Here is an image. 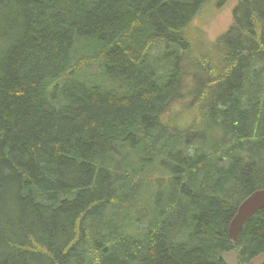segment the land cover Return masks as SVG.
<instances>
[{
	"label": "trees",
	"instance_id": "obj_1",
	"mask_svg": "<svg viewBox=\"0 0 264 264\" xmlns=\"http://www.w3.org/2000/svg\"><path fill=\"white\" fill-rule=\"evenodd\" d=\"M213 1L0 0V264L264 252V207L229 236L264 187V0L202 53Z\"/></svg>",
	"mask_w": 264,
	"mask_h": 264
},
{
	"label": "rangeland",
	"instance_id": "obj_2",
	"mask_svg": "<svg viewBox=\"0 0 264 264\" xmlns=\"http://www.w3.org/2000/svg\"><path fill=\"white\" fill-rule=\"evenodd\" d=\"M237 3L238 0H218L216 2L213 1L207 10V13L203 17L197 18L193 22V24L197 28V31L194 30V34L199 40V43L197 44L201 46L202 53H204L211 47H207V44H213L217 40V38L226 30H228L229 26H231V24L233 23V10L236 7ZM159 49H157L156 51H158ZM211 62L213 64L212 60ZM190 89L191 85L188 84L186 90L190 91ZM189 98L190 96H187L186 99ZM182 104V102L175 103L170 107L168 111L170 113L171 111H173V113L175 114L182 107ZM149 169L150 167H145V170ZM142 177H144V175H141V178ZM144 186L145 185L142 184L143 188ZM142 199L143 196L141 194L138 199V204L142 202Z\"/></svg>",
	"mask_w": 264,
	"mask_h": 264
},
{
	"label": "water",
	"instance_id": "obj_3",
	"mask_svg": "<svg viewBox=\"0 0 264 264\" xmlns=\"http://www.w3.org/2000/svg\"><path fill=\"white\" fill-rule=\"evenodd\" d=\"M264 207V187L255 190L247 196L238 206V209L229 225V236L233 241L238 240L240 231L246 221ZM225 264H240L238 254L235 249L225 252L222 255ZM251 264H264V252L256 255Z\"/></svg>",
	"mask_w": 264,
	"mask_h": 264
}]
</instances>
